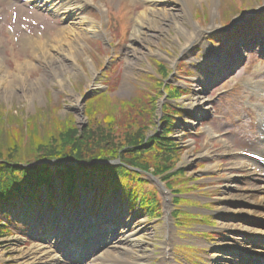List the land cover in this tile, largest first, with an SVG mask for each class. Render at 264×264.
Instances as JSON below:
<instances>
[{"label": "rangeland", "instance_id": "obj_1", "mask_svg": "<svg viewBox=\"0 0 264 264\" xmlns=\"http://www.w3.org/2000/svg\"><path fill=\"white\" fill-rule=\"evenodd\" d=\"M90 1L84 15L101 24L104 38L90 34L80 35L78 40L81 41V49L75 61L73 60V67L68 68L62 75L68 79L67 87H61L55 80L49 84L46 79L37 80L40 76L48 77L51 74L44 66V62L35 56L38 46L23 47L22 40L27 38L33 42L37 39L40 43L44 41V44L48 40H53L58 29L67 24L60 17L49 13L48 9L36 7L30 0H0V76L3 75L2 84L10 78L9 75H4L5 71L21 73V69L16 66L17 63L21 65L24 60L29 59L35 65L34 68H26L23 71L24 85L19 83V86H16L12 94L6 98L2 96L4 93H0V152L10 155L12 151L7 149L19 141L18 157L26 158L30 156L29 151L33 150L36 144H40L41 147L43 144L50 143L51 140L59 141L57 134L63 128L70 129L71 139H75V137L89 135L91 132L95 133L98 123L101 124L103 119L109 120L111 116L115 122H120L121 134L117 139L126 142L128 140L123 138L125 135L122 133L127 123L132 121L134 122L132 127H135L138 123L148 122L147 128L137 138L141 139L144 134L141 141L148 142L154 136L164 135L168 141H171V145L178 149V162L174 166L177 170L167 172L171 173L168 182L172 188H183L185 193L189 190L184 188V183L188 185V182L192 181L190 183L194 189L192 191L195 196L197 195L194 199L201 202L198 205L206 203L202 206L205 212L198 218L204 223L198 222L203 225L196 224L193 230L179 228L175 222H172L171 217L167 218L164 208L166 204L163 203L159 191H156L157 193L151 192V189L146 191L149 185H145V189L142 188L141 194L138 195V197H144L145 201L147 200L145 214H140L135 210L127 213L124 205L118 210L120 221L110 218L111 215L107 210L104 211L105 215H100L107 203L103 197V188L97 186L99 190L89 194L92 207L101 208L99 213L92 215L96 219L94 231L92 227L76 221L71 222L70 225L68 223V227L66 224L62 225L65 227L54 225V214L57 216L58 225L62 217L66 218L68 208H72L71 206L80 200V185L77 183L78 187L73 192L63 193L61 203L57 195L59 191L50 190L53 202L49 204V207H47L49 202H46L43 191L33 198L22 199L23 201L18 202L16 207L13 204L4 207V210L11 215L10 219L12 224L14 223L15 232L0 238V264H23L22 262L36 264L31 257L32 250L36 247L53 245L51 242L54 236V244L61 247L54 249L59 261L62 260L65 251V246L58 244L62 241H65L68 246L80 243L90 255L110 249L113 251L111 256L116 258L115 256L119 253L117 247L112 248L113 242L131 233H138L137 235L144 240L143 250L150 255L147 264H161L162 252L170 237L173 239V242L171 241L173 246L168 248V253L177 264H213L216 262L214 255L230 257L227 250H231L233 246L224 244V242L228 243L226 236L232 237L236 233L232 242L229 241L231 244L246 241L247 237L251 240L255 235L249 230L261 229L263 226L256 224L250 217L239 211L246 208V203L238 198L240 195H249L250 200H258L262 196L264 176L261 168L264 171V167L258 168V174H250L246 171L251 166L235 170L237 165L233 162V158L224 151L223 143L215 137H210L206 127L216 134L227 132V136L222 139L231 145V150L237 148L264 150V139L261 138L263 135L259 134L256 128V119L263 117L264 113L258 112L254 107L246 106L247 100L264 105V97L263 99L254 97L264 89V53L258 51L262 47L248 45L246 50L240 49L238 55L236 52L229 53L232 51L229 43H227L228 49L225 46L224 49L220 48L223 45L219 36L225 32L221 26L224 23L231 26L235 19L253 17L259 13L260 9L264 10V0H184L192 23H197L201 29H206L211 23L215 26L214 30L204 32L203 45L192 46L191 53L182 52L180 44L183 41L182 39L177 41L175 38L174 22L182 19V24L189 27L187 15L179 18L170 15L167 19L169 22L167 26L162 19H155V23L151 24L152 30H155L153 36L148 40L144 39L142 45H137L141 49V53H138L140 57L130 55L129 41L132 17L144 9L146 6L144 2L140 0ZM118 13H122L123 16L121 25ZM263 15L264 12L257 16V20ZM263 24L264 18L256 25L260 28ZM160 25H163L161 30L158 29ZM217 36H219L218 40ZM210 40L217 45L210 48ZM231 42L239 44L240 39L233 38ZM244 52L246 54L243 57ZM204 53L213 56L211 57L213 61L202 62L200 66L199 60L202 59ZM217 53L220 58L217 57ZM190 57L199 60L192 58L190 60ZM215 57L219 59L215 60ZM215 61L218 62L216 69L213 68ZM233 66L235 69L229 75L225 72L227 76L218 71L219 68L224 71L230 70ZM126 74L128 76H125ZM222 74H224L223 77ZM230 75L234 77L232 82L228 81ZM89 79H92L90 85H88ZM35 81L40 83V91L39 94L37 93L39 98L35 95L31 99L28 96L32 91L26 87V84ZM254 85L260 87L255 89ZM176 88L179 90V96L172 98L169 93ZM84 95H87V99L82 101ZM75 99L78 100L76 107L73 106ZM200 99H202L201 103H199ZM193 101L195 102L192 103ZM202 103H205L204 107L207 109L204 112L201 110L198 113L195 112ZM191 114L199 116L201 120H194ZM210 114L213 115L210 117ZM187 117L191 118L193 125L183 124L184 121L188 122ZM20 127L24 128L23 133H16ZM89 128H92V131H89ZM165 129L167 131H164ZM32 136L38 139V141H32L34 146L30 140ZM40 147H38L40 151H48V146L43 149ZM116 160L120 162L119 159ZM75 163H71V166L77 167ZM128 169L135 171L132 168ZM161 183L165 184L164 181ZM152 189L154 190V187ZM155 189L157 190L156 187ZM172 192L175 191L172 190ZM152 193L158 194L155 205L157 201L159 204L163 203L161 206H155L157 215L149 213ZM115 194L118 199L114 200L122 203L118 193H113L111 197ZM181 195L183 197L188 193ZM98 196L101 202L96 203L94 200ZM26 200L29 203H26ZM79 202L84 203L85 201L83 199ZM130 203L142 205L140 200L136 199ZM182 203L184 207L181 209L189 210L185 204L187 202ZM80 210L81 208L76 212ZM185 211L182 213H188ZM36 212L45 218L39 224L35 223ZM110 219L115 223H109ZM184 219L189 220L190 218L184 214L176 221L177 223L181 221L180 226H184L182 224ZM31 223L34 225L32 226ZM106 223L110 225L104 227ZM207 224L208 226H205ZM79 226L82 229L77 228ZM44 227L48 228V232H54L50 233L48 239L44 236ZM194 230L201 232L192 236L186 234ZM256 240L259 241L258 239L254 241L257 242ZM180 244L189 249H184L186 252L178 256L174 252L180 251ZM186 244L194 245L197 249ZM216 244H223L221 249H224L227 254H223L224 251L220 248H215ZM215 251L219 253L215 254ZM133 252L135 250H132ZM210 255L213 256L210 257ZM127 258V263H131L130 253H127ZM241 262L239 259H234L230 263L241 264ZM85 263L86 259H83V263L78 261V264Z\"/></svg>", "mask_w": 264, "mask_h": 264}, {"label": "bare ground", "instance_id": "obj_2", "mask_svg": "<svg viewBox=\"0 0 264 264\" xmlns=\"http://www.w3.org/2000/svg\"><path fill=\"white\" fill-rule=\"evenodd\" d=\"M144 2L146 5L144 9H141L138 11L133 17H132V31L130 34V41H129V48H130V55H133L135 57H140L138 53H141V49L137 47V45H142V41L144 39L148 40L149 37L153 36V33L155 30H152L151 24L155 23V19H162L165 21L166 26L169 25V22L167 19L169 18L170 15L175 16L176 18L181 17L182 15L185 16L187 15V22L190 25L189 27H186L182 24V19L179 21L176 20L174 22V31H175V38L178 41V39H182L183 42L180 44V50L182 52H188L191 53V48L192 46L196 45H203L205 42L204 38V32L208 30H214L215 26L213 23H211L206 29H201L200 26H198L197 23H192L191 22V16L188 14L185 5H184V0H140ZM31 3H34L36 7L40 8H46L48 9L47 11L49 13H52L53 15H56L61 18L63 22L67 24V26L61 27L58 29V32L55 34L53 37V40H48L43 44V42H39L37 39H34L33 42L30 41V39H24L22 40V46L23 47H28V48H34L37 47L36 49V58L42 60L44 62V66L48 69L49 73L51 74L48 77L45 76H40L39 79H46L49 83H52L53 80L55 82H58L61 87L66 86L68 84V79L63 75L65 71L68 70V68L73 67V60L75 61V58L77 57V54L79 53L81 49V41L78 40L80 35H87L90 34L92 36H98L104 38V33L101 28V24L98 21L91 20L87 18L84 15V11L87 9L89 4L91 3L90 0H74V1H67V0H30ZM119 14V23L120 25L122 24L121 18H123L122 13ZM236 19L233 22V26L236 24ZM124 23V20H123ZM162 24V23H161ZM163 25L158 26V29L161 30ZM56 38V40H55ZM218 36L216 39L218 40ZM234 39H237L234 36ZM210 45L214 47L217 44H214L213 41H209ZM224 46V44L222 43ZM232 45V44H231ZM67 46V48L65 47ZM207 47V46H206ZM209 48V47H208ZM224 48V47H223ZM227 49L229 46L226 47ZM232 48V47H231ZM45 49V50H44ZM213 52V50H212ZM235 49L232 48V51L230 53H235ZM239 54V50L237 51V55ZM220 56L219 53H217V57ZM229 56V55H228ZM209 53L205 54L201 57L202 59H196L193 57H190L189 59H195L199 60L200 66H202V62H208V61H213ZM215 57V60L216 58ZM235 57V55H234ZM220 58V57H219ZM217 58V59H219ZM221 65V63H219ZM214 69L218 68V62L215 61ZM17 68L21 69V73H11V71H5L4 73L5 76H10L9 79L6 80L4 84H2L3 81V75L0 76V93H4L2 96L5 98L8 95H11L12 90L16 87L19 86V83L24 85L23 83V71L26 70V68H34L35 65L32 64L29 59H26L23 61V64L19 65L18 63L16 64ZM22 66V68H21ZM91 67V66H90ZM92 69V67H91ZM218 71L220 73H224V70L222 68H219ZM91 74L93 75V71H91ZM94 76V75H93ZM125 76H128L127 74ZM19 80V81H18ZM91 80H88V85L91 84ZM27 83V82H26ZM17 84V85H16ZM21 85V86H22ZM126 86V85H125ZM26 87H28L32 92L31 95H29V98H34L35 95L38 96L39 91H40V83L38 81L35 82H30L26 84ZM38 93V94H37ZM26 96V94H24ZM39 98V96H38ZM201 100H199V103H201ZM193 101L192 103H194ZM78 105V100L75 99L73 102V106L76 107ZM205 103L200 104V108H198L201 111H205L207 108L204 107ZM196 106V105H195ZM193 108V107H191ZM195 108V107H194ZM184 125H193L194 123L191 122H183ZM28 128V127H27ZM245 163V162H243ZM250 165L251 164H246ZM263 176H264V171L263 168H261ZM248 173L250 174H258L259 169L258 166L251 167L247 170ZM231 178L233 176H230ZM142 181L145 183H149L151 186L154 188L152 182L150 179L146 176L142 177ZM32 192L35 194L39 192L40 190H44V187H32ZM173 194L172 197L177 194L176 197H174V206H171V194L169 195V191L164 188V193L165 197L163 200V203L166 204L165 211L167 212V218H171L172 222H175L177 225V221L174 219L175 214H177V218H179L183 212V203L176 204L180 200V195L183 193V188L181 187H176L172 188ZM119 196L121 195L120 192H117ZM13 195L14 192H13ZM113 196L114 198H118L116 196ZM44 197L46 202L48 201L47 197L45 196L44 192ZM249 195H240L238 200L242 201L243 203H246V208L241 209L239 211L243 212L244 215L248 216L256 222V224H260L262 226L261 229H250L249 232L254 234L255 236H262L264 238V191L262 193V196L258 200H250ZM17 199H20L19 201L22 202L23 200L18 197ZM12 202V201H11ZM26 202V201H25ZM160 203V206L163 204ZM5 205L2 204V208H4ZM173 207V209H172ZM168 208V210L166 209ZM182 208V209H181ZM226 209V208H225ZM170 211V212H169ZM228 211H232L231 209ZM48 228L44 230L45 232V237L49 238L50 233L53 232H48ZM246 230V229H245ZM47 231V232H46ZM181 232V231H180ZM260 232V233H259ZM138 233H131L128 236H123L122 239L116 240L112 244V248L118 249V256H115L116 258L112 257L111 255L113 254V251L108 249L104 252L100 253H95L92 255V257H88L90 259L86 264H147L149 262V257L150 255L147 254L143 250V243L144 240L137 235ZM182 234V232H181ZM234 236H226V240H228V243L224 244H229L232 245L234 249H232V254H230L232 257H239L242 262L241 264H256L258 262L259 264H262L264 260V245H257L253 244L255 241L254 240H248L249 238L247 237L246 241H238L234 242V244L229 243L232 242L235 238L236 233L233 234ZM137 236V237H135ZM171 241L173 242V239L170 237V239L167 240L166 242V247L164 248L162 252V259H161V264H177L174 262L173 258L169 255V247L173 246ZM221 245L223 244H216L215 248H220ZM54 248L57 246L52 245ZM52 246H41V247H36L34 250H32V259L33 262H36V264H72L67 261H59L54 253V248ZM174 248V247H173ZM131 250V251H130ZM132 250H135V252L132 253ZM221 251H226L224 249H221ZM79 252V250H78ZM84 251L81 250L80 253H83ZM174 252V251H173ZM127 253H130L132 255V262L127 263ZM175 253V252H174ZM219 253V251H215V254ZM176 254V253H175ZM227 254V253H226ZM82 257L86 256L84 254H81ZM213 255H210L212 257ZM262 256V258H260ZM215 258L214 262L215 264H231L232 258L229 256H213ZM80 260V257L77 256L75 261ZM246 260V261H245ZM59 261V263H58ZM24 264V262H22ZM78 262H75L73 264H77ZM213 263V264H214Z\"/></svg>", "mask_w": 264, "mask_h": 264}, {"label": "trees", "instance_id": "obj_3", "mask_svg": "<svg viewBox=\"0 0 264 264\" xmlns=\"http://www.w3.org/2000/svg\"><path fill=\"white\" fill-rule=\"evenodd\" d=\"M178 91L176 88L169 94L175 98L179 96ZM176 93L178 94L176 95ZM102 121L101 124L98 123L95 133L91 132L89 135L75 137V139H71L70 129L63 128L57 134L59 141L53 138L54 140L41 145V147L40 144L35 145L32 142L38 141L35 136H32L30 138L32 146L35 145L36 147L29 151L30 156L26 158L18 157L19 141L7 149L12 151L10 155H4L2 151L0 152V238L12 234L11 221L7 213L2 210V204L18 201L17 198L26 195L29 190H32V187L39 188L45 185L52 191H55L57 187L61 193L64 191L70 193L79 184L82 193L89 197L91 192L94 193L99 190L97 186H101L104 192L103 196L108 197L113 193L120 192L125 201L140 200L142 203L140 208L144 211H147V200L145 201L144 197H138L142 188L145 189L144 186L149 185L146 187V191L151 189V192H156V189L153 190L149 183L144 184L142 181V177L146 176V173L160 177L166 186L172 190V186L168 182L171 173L168 174L167 172L174 168L178 162L179 153H177L178 149L171 145V141L162 135L154 136L148 142H142L144 134L141 139L137 136L141 135L142 131L147 128L148 122L138 123L132 127L134 123L132 121L125 125L124 133H122L125 135L123 138L128 141H119L117 138L121 134L120 122H115L112 116L109 120L103 119ZM132 129L136 130L130 131ZM23 130L24 128L20 127L16 133H23ZM89 131H92V128H89ZM46 146H48V151L43 152L38 149V147L43 149ZM116 159L120 160L118 164L109 163V161ZM51 160L57 161L54 164V169H51L48 163L27 165L33 162ZM74 162L78 165L77 167L71 166V163ZM128 168H137L142 173L133 172ZM184 188L186 187L184 186ZM154 193L151 196L152 205L149 213L157 215L155 206H160V204L157 201L155 205V199L158 198V195Z\"/></svg>", "mask_w": 264, "mask_h": 264}, {"label": "water", "instance_id": "obj_4", "mask_svg": "<svg viewBox=\"0 0 264 264\" xmlns=\"http://www.w3.org/2000/svg\"><path fill=\"white\" fill-rule=\"evenodd\" d=\"M86 99H87V95H84L83 98H82V101H85ZM161 189L163 191V187Z\"/></svg>", "mask_w": 264, "mask_h": 264}]
</instances>
